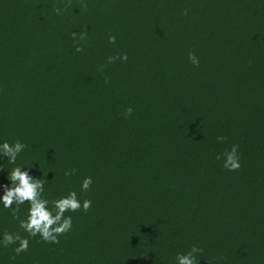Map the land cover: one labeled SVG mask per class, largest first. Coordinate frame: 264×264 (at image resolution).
Here are the masks:
<instances>
[{"label":"trees","instance_id":"obj_1","mask_svg":"<svg viewBox=\"0 0 264 264\" xmlns=\"http://www.w3.org/2000/svg\"><path fill=\"white\" fill-rule=\"evenodd\" d=\"M3 141L49 200L92 207L0 264H175L193 246L199 264H264V0H0ZM26 209L0 210V235L25 236Z\"/></svg>","mask_w":264,"mask_h":264},{"label":"clouds","instance_id":"obj_2","mask_svg":"<svg viewBox=\"0 0 264 264\" xmlns=\"http://www.w3.org/2000/svg\"><path fill=\"white\" fill-rule=\"evenodd\" d=\"M60 10L57 9V14ZM187 14V12H185ZM75 39V34H73ZM83 39V37H81ZM115 36H109L108 42L114 44ZM80 46L75 47L76 52H81ZM189 60L194 66L199 65L198 58L189 54ZM115 59L126 62L127 54L119 57H108V63H112ZM107 83V81H106ZM133 109L126 110L131 115ZM223 137H217L218 141H222ZM25 144L20 141L9 143L8 141L0 142V158L6 157V164L12 165L7 170L8 184H0L2 195H0V210H9L18 213L21 205H27L24 218L19 220V229L25 236L19 233L13 234L5 232L0 235V247H9L15 245L13 251L16 255L25 253L29 250L31 238L39 237L45 243L58 244L59 238L70 232L73 228V218L66 213H76L79 211L87 212L92 207V200L81 199L76 191H69L66 195L59 198L49 200L45 195V179H37L30 175L33 165L25 166L18 164L17 160L20 154L25 150ZM217 159H221L217 156ZM5 164H0V171H4ZM223 167L228 171H236L241 167L240 157L238 155V146L233 145L230 151L223 154ZM75 174V170L65 171L66 177ZM93 184L91 177H85L80 183V192L87 193ZM19 219V217H16ZM201 249L191 247L187 252L177 253L175 256V264H199L198 255Z\"/></svg>","mask_w":264,"mask_h":264}]
</instances>
